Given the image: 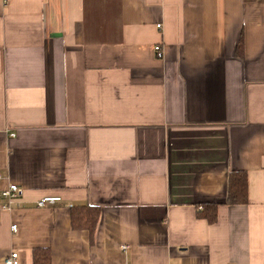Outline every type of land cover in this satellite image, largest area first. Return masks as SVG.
Instances as JSON below:
<instances>
[{"label":"crops","instance_id":"0c3cea01","mask_svg":"<svg viewBox=\"0 0 264 264\" xmlns=\"http://www.w3.org/2000/svg\"><path fill=\"white\" fill-rule=\"evenodd\" d=\"M0 173V264H264V0H0Z\"/></svg>","mask_w":264,"mask_h":264},{"label":"trees","instance_id":"16d2710c","mask_svg":"<svg viewBox=\"0 0 264 264\" xmlns=\"http://www.w3.org/2000/svg\"><path fill=\"white\" fill-rule=\"evenodd\" d=\"M249 201L248 175L243 170H233L229 175L228 204H246ZM101 210L99 206L90 204H73L71 206V223L74 229H86L93 238L100 219ZM200 216L206 218L210 223L218 219V204L207 203L200 211ZM43 254L41 260L37 257ZM51 254L48 249H36L34 252L35 264H49Z\"/></svg>","mask_w":264,"mask_h":264},{"label":"built area","instance_id":"2783aa9c","mask_svg":"<svg viewBox=\"0 0 264 264\" xmlns=\"http://www.w3.org/2000/svg\"><path fill=\"white\" fill-rule=\"evenodd\" d=\"M155 52L158 58H161L163 55L162 45H155ZM14 136L15 134H11ZM2 179V174L0 173V180ZM22 196V188L15 182H8L7 186L3 187L0 191V215L5 210H11L15 206L20 205ZM61 200V197L58 195H44L37 200V206L44 207L47 205H54L56 202ZM201 208V207H200ZM16 225L12 226L13 229H16ZM128 246H124L126 248ZM5 264H19L18 253L11 252L10 255L5 259Z\"/></svg>","mask_w":264,"mask_h":264}]
</instances>
